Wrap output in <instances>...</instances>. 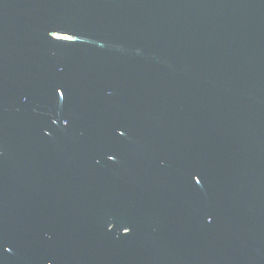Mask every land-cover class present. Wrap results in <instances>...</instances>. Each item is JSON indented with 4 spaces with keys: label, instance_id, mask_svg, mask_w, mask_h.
Returning a JSON list of instances; mask_svg holds the SVG:
<instances>
[{
    "label": "water",
    "instance_id": "obj_1",
    "mask_svg": "<svg viewBox=\"0 0 264 264\" xmlns=\"http://www.w3.org/2000/svg\"><path fill=\"white\" fill-rule=\"evenodd\" d=\"M0 264H264V0H0Z\"/></svg>",
    "mask_w": 264,
    "mask_h": 264
}]
</instances>
